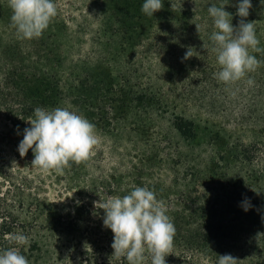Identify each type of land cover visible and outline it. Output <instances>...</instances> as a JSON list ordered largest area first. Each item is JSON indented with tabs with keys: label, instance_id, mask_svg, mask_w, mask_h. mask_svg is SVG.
<instances>
[{
	"label": "trees",
	"instance_id": "trees-1",
	"mask_svg": "<svg viewBox=\"0 0 264 264\" xmlns=\"http://www.w3.org/2000/svg\"><path fill=\"white\" fill-rule=\"evenodd\" d=\"M237 2L164 0L148 17L143 0H91L92 22L81 15L74 26L57 7L49 27L31 40L17 35L11 8L0 2V249L15 246L10 234L22 231L29 264H127L112 256L113 233L103 226V210L93 207L100 189L85 177L89 158L44 172L31 165V149L23 157L17 150L34 108L59 106L83 115L100 133L126 129L133 135L129 191L155 192L175 226L166 264H217L224 254L238 264H264V64L204 97L213 109L220 100L234 104V91L246 93L252 105L231 111L242 133L236 137L189 114L194 99L177 90L191 67L198 70L192 77L202 78L218 65L208 7L225 5L236 26ZM251 2L246 22H255L264 49V5ZM85 34L91 47L77 55ZM252 54L264 61V52ZM156 79L171 88V100ZM59 175L66 197L41 196L43 180ZM245 198L252 205L247 212L240 206Z\"/></svg>",
	"mask_w": 264,
	"mask_h": 264
},
{
	"label": "clouds",
	"instance_id": "clouds-1",
	"mask_svg": "<svg viewBox=\"0 0 264 264\" xmlns=\"http://www.w3.org/2000/svg\"><path fill=\"white\" fill-rule=\"evenodd\" d=\"M8 2L12 26L21 39L39 38L58 12L55 0ZM260 3L264 5V0ZM163 6L164 0H143L141 12L153 17ZM251 8V0H238L235 14L241 19L236 26L232 23L233 14L225 10V5L212 4L207 9L214 27L209 38L220 66L214 77L226 85L244 79L264 64L252 54L264 52V49L259 47L255 22H246ZM190 49L186 51L185 59L191 57ZM247 83L251 85L253 80L248 78ZM29 123L31 126L23 130L17 150L23 157L31 149L34 156L31 165L40 171L62 172L70 161L87 160L99 142L95 125L68 107H36ZM240 206L245 212L252 207L247 198ZM93 207L103 210V226L113 233L112 256L123 257L127 264H148L149 260L150 264H166L175 226L165 203L157 199L155 192L135 186L123 196L99 198L93 201ZM10 240L15 246L0 249V264H29L21 252V247L28 244V236L17 231L10 234ZM217 257V264L239 262L231 254Z\"/></svg>",
	"mask_w": 264,
	"mask_h": 264
},
{
	"label": "rangeland",
	"instance_id": "rangeland-1",
	"mask_svg": "<svg viewBox=\"0 0 264 264\" xmlns=\"http://www.w3.org/2000/svg\"><path fill=\"white\" fill-rule=\"evenodd\" d=\"M90 1L91 0H55V3L58 8L64 11V15L72 16V18L75 19L72 24L75 26L80 23L81 15H85L87 17L86 19H88L87 21L92 22L94 20L92 18L94 8L90 11H86V9L91 6ZM0 2L4 4L6 3L9 6L8 0H0ZM94 28L95 25L92 23L90 29ZM90 47L89 36H87V34L81 36L80 45L76 49L77 55H84V53L89 51ZM189 70L190 71H187L188 81L183 85H180L177 89L184 90L194 99L196 106L194 108H188L187 112L197 119H207L212 123H215V127L217 128H219L218 125L221 127L224 126L226 133H231L233 137L242 135L241 132L235 130L233 127L234 118L231 115V111L235 108L252 105L250 104L246 93L234 91V95L238 97L234 104L229 106L227 102L220 100L217 103L214 102V105L216 106L211 109L210 99L208 98L207 100H204V97L215 91H222V82H219L214 76L212 77L215 72L220 70V66H212L208 70V73L202 76V78H199V76L192 77V74L198 71L194 67H191ZM155 84L157 87L161 88L163 93L168 96L170 100L173 98V93L170 91L171 88H169L168 85H165L163 79H156ZM98 136L99 142L89 157L87 162V174L85 177L91 181L95 180V183L100 189L93 192L96 198L119 195L123 196L129 192L133 182V178L129 176L128 170L134 163H136V159H133L135 152L133 151L132 145L129 144V141L135 140V138L126 129H119V131L111 135L98 132ZM242 138L243 140H247L245 135H243ZM252 150L254 151L253 148ZM110 175H114L115 177L113 179L106 178ZM119 175L121 178L120 181H117L119 180ZM64 181V177L60 175L57 176V178H45L43 180L44 183L39 186L40 195L50 199H57L63 196L66 197L67 192L64 189ZM119 187L120 191L115 195L114 189H118Z\"/></svg>",
	"mask_w": 264,
	"mask_h": 264
}]
</instances>
